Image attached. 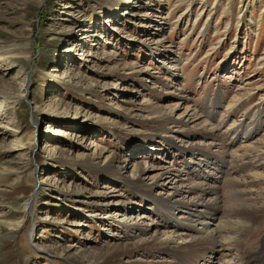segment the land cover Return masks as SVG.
<instances>
[{
  "label": "rangeland",
  "instance_id": "374dc122",
  "mask_svg": "<svg viewBox=\"0 0 264 264\" xmlns=\"http://www.w3.org/2000/svg\"><path fill=\"white\" fill-rule=\"evenodd\" d=\"M186 105L215 140L165 124ZM263 143L264 0H0V264H161L146 245L264 205ZM192 181L221 200L207 226ZM236 242L264 243V217Z\"/></svg>",
  "mask_w": 264,
  "mask_h": 264
},
{
  "label": "bare ground",
  "instance_id": "6f19581e",
  "mask_svg": "<svg viewBox=\"0 0 264 264\" xmlns=\"http://www.w3.org/2000/svg\"><path fill=\"white\" fill-rule=\"evenodd\" d=\"M178 106H181L180 102L176 103V105L171 107V109L168 108L169 109L168 113H173V111ZM180 116H181L180 118H183V119L176 121L171 118L172 114H168L167 117H164L165 118L164 122L165 124L168 122L170 125L171 124L174 125L175 128H182L181 131L179 130L177 131L178 133H184V135L186 136H190L191 133L192 134L197 133L198 130H194V129H199V126H201L200 128H201L202 134L214 140L217 138L216 129L214 128L215 126L213 127L212 125H207V121H204L203 123L204 125L199 124L201 117L196 114V111L194 112L193 110H191L189 106L187 105L184 106L183 113ZM231 128L234 129V125H232ZM242 129L243 131L241 130L238 131L237 133H235V136L237 135L243 136L244 134V137L246 136V138L248 139V136L254 133L253 130L249 129L248 127H242ZM177 131H174V132H177ZM239 133H242V134L239 135ZM237 146H238L237 149H235L232 152V154L236 155L237 158L241 160V158L238 157L240 156L238 154V150H244L246 148V150H244L243 152L247 153L249 152L248 150L250 148L243 146L242 144H238ZM251 149H253V150H250L252 152L247 154L246 157L250 160L259 161L264 155V143L257 146L256 148L251 147ZM201 152L202 153L204 152L202 157H205L206 152L205 151H201ZM132 168H133L132 170L137 169L136 165H133ZM166 173L170 174L172 173V170L170 168L163 169L161 171L158 170L155 174V178L160 179V177H162ZM176 173L171 175V178H173L172 181L175 178L176 180H180L179 179L180 174H178V176H175ZM259 175H263L262 179L264 180V173L260 172ZM200 184L195 183L194 181L191 182L190 186H192V188H196L197 190L200 189L198 191L200 193H198L195 197H191L189 199V202L192 201L191 204L196 209L203 208V210L208 212L207 219H203V220L197 219L196 221L198 225L207 226L208 220L211 219L210 217L213 216L212 212L218 208L216 205H218L221 200L218 196V193L216 192L217 189L214 185L213 187L209 188L210 190L205 191V190H202L201 188L202 185ZM145 190L149 192L152 190V187L151 186L146 187ZM187 194H188L187 192L181 193V199L184 202L188 199ZM209 194H212L213 196L210 197L209 201H206L204 197ZM206 198H209V197H206ZM241 202H242V205L240 206L230 207L227 210L221 211V214H222L221 219H226V221L224 222V225L221 226L222 229L220 231L216 232V230H214L208 235L206 234L207 236L201 237L200 235L201 233L198 234L199 231L197 230L198 232H196V234H194V236L191 237L189 242H184L181 245H176L173 242L168 240L166 242H157L155 244H148L146 245V247L149 248V246H151L154 248L155 251H157V253L161 256V259L163 260L161 264H199V263L200 264H212V261H211L212 259L218 260L224 257L227 258V254H225V252H230L233 250H235L236 259L234 258L232 260L230 259V260L223 261L222 264H264V243L260 244V246H258L255 251L251 253L250 252L246 253L245 258H243L242 257L243 253H241L242 255H240V252H239L241 248L243 247V244L236 242L240 239V237L243 235L244 232L245 233L250 232L253 226L255 225V223L259 221L260 219H262V217H264V207H263L264 205L261 207H258L253 202H251L249 198H245ZM167 204H171V202H167ZM173 205L175 207L181 206V204H179L178 202H175ZM198 206H201V207H198ZM167 207L172 208V206H167ZM165 213L168 214L167 211ZM231 216L234 217V219L238 220V226L236 229V233L238 234L237 237H232V234H235V233H230L226 229L227 226L230 224V222H227V220ZM192 231L195 232V230H192ZM216 245L221 248L220 251L215 250ZM216 254H219L218 257L217 256L215 257Z\"/></svg>",
  "mask_w": 264,
  "mask_h": 264
}]
</instances>
